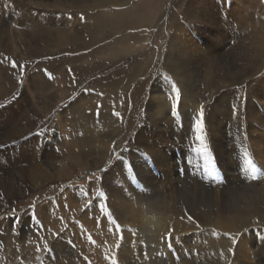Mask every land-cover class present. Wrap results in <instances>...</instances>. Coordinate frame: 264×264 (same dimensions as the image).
<instances>
[{"label": "rangeland", "instance_id": "1", "mask_svg": "<svg viewBox=\"0 0 264 264\" xmlns=\"http://www.w3.org/2000/svg\"><path fill=\"white\" fill-rule=\"evenodd\" d=\"M4 2L0 0V227H5L0 233V264H33L44 258L50 264L60 261L64 264H112V256L118 258L116 264H202L197 250L204 248L203 242L208 236L210 239L219 238L232 252L241 246L264 249V218L257 215L242 217L239 228H233L224 227L219 222L221 218L210 214L208 223L203 222L201 229L196 228L197 224L190 225L188 233L193 235L189 242L179 238L169 248V240L159 242L168 233L164 228L159 227L161 233L157 241L149 237L152 232L147 228L144 217L152 216H141L139 213L143 210H121L122 206L115 202L116 190H121L123 184L128 186L126 192L147 196L150 202L164 192L162 201L166 203L168 200L165 205L174 208L166 217L174 219L177 209L180 210L182 203L189 200L198 203L208 197L211 207L216 205L217 195L221 192L228 201L239 194L245 197L249 190L242 185L252 189L257 187L264 192V0H9V8L3 6ZM46 32L53 34L52 40ZM30 33H34L36 38L30 39ZM257 33L259 36L254 37ZM197 49L207 60L190 57L197 53ZM174 53L186 55V61L190 63L193 60L201 72L189 66V71L193 72L189 80L193 86L190 92L194 95L189 104L202 101L205 111L212 113L211 117L214 114L220 118L221 128L208 134L210 127L205 125L201 134L203 140L197 139L198 133L193 138L182 139L177 145L171 139L168 151L162 149V152L176 173L172 183L166 185L165 182L160 183V180L164 181L165 174L158 162L160 155L144 149L141 143L144 128L149 124L154 126L152 119H146L153 86L162 87L166 74L174 81L176 79L165 60L166 55ZM217 57L230 60V69H238L233 76V84L214 88L215 81H205L204 73L211 71L206 63H214ZM161 66L165 75L160 73ZM21 71L23 76L18 79ZM159 74L162 78L158 77ZM160 90H156L163 101L160 110L166 114L159 115V126L163 129L176 127L181 133L187 131L189 121L179 120L181 112L175 116L171 113L169 90ZM191 112L186 117L191 118ZM194 117L192 115V119ZM18 123L25 132L7 138L8 131L9 134L17 132ZM206 135L208 138L204 137ZM113 151L122 153L119 160ZM144 153L149 158H145ZM102 155L105 161L95 163L96 158L103 159ZM110 157L112 165L108 164ZM249 160L253 165L247 163ZM91 165L94 167H89ZM34 166L41 168L37 169V172H42L41 177L36 178L40 186L24 178L19 182L21 195L8 191L10 187L7 185L15 181L14 177L20 171L24 175ZM93 172L101 179L91 181ZM113 173L126 175L128 182L115 180L110 176ZM98 188L104 191V197L95 196ZM100 203L108 206L122 229L137 231L135 234L123 232L126 239L119 248L118 234L107 217L101 214ZM85 204L89 205L87 209ZM32 205L34 207L30 208ZM151 210V206L145 207V212ZM33 213L40 225L32 218ZM10 217L14 221L7 224ZM217 224L220 225L218 229ZM18 225H23L24 231L16 236L18 248L11 250L6 235L14 236V232L18 235L15 231ZM204 227L208 228L204 230ZM213 231L217 232L215 237ZM232 235L236 236L235 244ZM45 242L49 251L44 250ZM258 258L250 257L257 264H264V258L260 257V261Z\"/></svg>", "mask_w": 264, "mask_h": 264}, {"label": "bare ground", "instance_id": "2", "mask_svg": "<svg viewBox=\"0 0 264 264\" xmlns=\"http://www.w3.org/2000/svg\"><path fill=\"white\" fill-rule=\"evenodd\" d=\"M47 1V0H44ZM116 1V0H115ZM144 1V0H143ZM40 2V1H39ZM150 2V1H149ZM147 2V3H149ZM37 3V2H36ZM157 3V2H156ZM193 3V2H192ZM39 4V3H38ZM111 4H116V3H111ZM200 4V3H199ZM262 5V4H261ZM150 6V5H149ZM22 8V7H21ZM170 8V7H169ZM199 8V7H198ZM202 8V7H201ZM206 8V7H205ZM124 10V9H123ZM195 10V9H194ZM264 10V9H263ZM259 11V10H258ZM192 12V11H191ZM203 13V12H202ZM261 13V12H260ZM202 16V15H201ZM262 17V15H260ZM213 17V16H212ZM204 18V17H203ZM243 18V17H242ZM264 18V17H263ZM205 19V18H204ZM50 20V19H49ZM140 20V19H139ZM145 20V19H144ZM193 20V19H192ZM216 21V20H215ZM17 22V21H16ZM200 23V22H199ZM196 24V23H195ZM201 24V23H200ZM210 24V23H209ZM214 24V23H213ZM219 24V23H218ZM14 26V25H13ZM12 26V27H13ZM190 26V25H189ZM192 26V25H191ZM190 26V27H191ZM19 27V26H18ZM17 28V27H16ZM32 28V27H31ZM200 28V27H198ZM210 28V27H209ZM195 29V28H194ZM197 29V28H196ZM204 29V28H203ZM17 30V29H16ZM235 30V29H233ZM2 31V30H1ZM193 31V30H192ZM195 31V30H194ZM197 31V30H196ZM212 31V30H211ZM41 32V31H40ZM181 32V31H180ZM29 33V32H28ZM47 33V32H46ZM196 33V32H195ZM202 33V32H201ZM249 33V32H248ZM256 33V32H254ZM200 34V33H199ZM204 34V33H203ZM264 34V32H263ZM30 39H35V35L34 33H30ZM53 35V34H52ZM52 35L50 33H47V37L52 40ZM257 34L254 35L257 36ZM64 36V35H63ZM253 36V34L251 35ZM259 36V35H258ZM46 37V38H47ZM57 37V36H56ZM209 37V36H208ZM169 38V37H168ZM180 38V37H179ZM221 38V37H220ZM246 38V37H245ZM248 38V37H247ZM1 39V38H0ZM173 39V38H172ZM218 39V38H217ZM260 39V38H259ZM264 39V38H263ZM262 39V40H263ZM55 40V39H54ZM175 40V39H174ZM213 40V38H211V41ZM216 40V39H215ZM245 40V39H244ZM49 41V40H48ZM238 41V40H237ZM264 41V40H263ZM66 42V41H65ZM77 42V41H76ZM87 42V41H86ZM168 42V41H167ZM170 42V41H169ZM182 42V41H181ZM196 42V41H195ZM248 42V41H247ZM254 42V40H253ZM258 42V41H257ZM262 42V41H261ZM49 43H52L51 41H49ZM57 43V41H56ZM70 43V42H69ZM209 43V42H208ZM46 44V43H45ZM48 44V43H47ZM88 44V43H87ZM168 44V43H167ZM183 44V43H182ZM245 44V43H244ZM252 44V43H251ZM250 44V45H251ZM263 44V43H261ZM36 45V44H35ZM54 45V44H53ZM56 45V44H55ZM63 45V44H62ZM86 45V43H85ZM171 45V44H170ZM185 45V44H184ZM257 44L255 43V46ZM50 46V45H48ZM239 46V45H238ZM248 46V45H247ZM261 46V45H260ZM29 47V46H28ZM207 47V46H206ZM209 47V46H208ZM218 47V46H217ZM236 47V46H235ZM43 48V47H42ZM170 48V46H169ZM195 48H197L195 46ZM199 48V47H198ZM220 48V47H219ZM228 48V47H227ZM50 49V48H49ZM171 49V48H170ZM182 49V48H181ZM235 49V48H234ZM240 49V48H239ZM52 50V48H51ZM55 50V49H54ZM185 50V49H184ZM205 50V49H204ZM156 51V50H155ZM188 51V50H187ZM186 51V52H187ZM193 51V50H191ZM208 51V50H207ZM217 51V50H216ZM221 51V50H220ZM219 51V52H220ZM237 51V50H236ZM254 51V50H253ZM162 52V51H161ZM206 52V51H205ZM238 52V51H237ZM242 52V51H241ZM91 53V52H90ZM179 53V52H178ZM178 53H174L171 55H166V66L170 69V72L172 71L173 74L175 75V82L177 83V86L180 88L181 90V103L178 107V112H181L180 115L177 113V115H179V120L182 119H187L189 121V127L190 128H186L187 131L181 133V131H178L176 127H170L168 126L167 128L163 129L161 126H159V115H162L165 113V111H161L160 108H163V101H161V97L158 94V92L156 93V90H160L164 92V89L166 88L167 90H169L170 85L169 83L164 81V83H162V87L161 86H153V94L151 93L149 95L148 98V105H147V118L146 119H152L150 120L151 123H154L152 125H147L144 128L145 134L143 135V141H142V145L144 147V149H147L148 151H153V154L155 155H160V163L159 166L161 165L164 168L165 174L163 176L164 181L160 180V183H164L166 185H170L173 181V175H175L176 172H174L171 168V162L169 160V158L166 157V154L164 155L162 152V149H166L168 151L169 148V144L171 143V139L173 138L175 141L174 143H176V145L178 143H180V141L182 139L185 138H193L194 135H196V131L195 128L193 126V119H192V115L196 116V112L199 110L200 105L202 104V101H195L191 104H189V101H193V94L192 92H190L193 89V86H191V83L189 82V80L192 78L191 74H193V72L189 71V66H191V68H194L196 71H199V67L195 66V64L193 63V60L188 63V61H186V55L185 57L182 55H179ZM215 53V52H214ZM246 53V52H245ZM160 54V53H159ZM184 54V53H183ZM242 54V53H241ZM203 53H201L198 49H197V53L195 55H191L190 57L197 58L200 61H205L207 60V58ZM253 55V54H252ZM251 55V56H252ZM151 56V55H150ZM235 56V55H234ZM249 56V55H248ZM236 57V56H235ZM250 57V56H249ZM264 57V56H263ZM215 58V57H214ZM253 58V57H252ZM156 59V58H155ZM161 59V58H160ZM249 59V58H248ZM147 61V60H146ZM151 61V60H150ZM176 61H179L178 63H176ZM243 61V60H242ZM249 61V60H248ZM247 61V62H248ZM251 61V60H250ZM263 61V60H262ZM60 62V61H59ZM181 62V64H179ZM151 63V62H149ZM234 63V62H233ZM250 63V62H249ZM248 63V64H249ZM153 64V63H152ZM238 64V63H236ZM232 65V62L229 60H227L226 58L223 59L222 57H217L216 61H214V63L209 64L208 62L206 63V67L211 69V71H207L206 73H204V79L205 81H207V83L210 81H215L217 84L213 85L214 88H221L222 86H227L229 84H233L235 81L233 79V76L237 74L238 69L237 70H233L230 69V66ZM73 66V65H72ZM242 66V65H241ZM248 66V65H247ZM147 67V66H146ZM233 67V66H232ZM151 68V67H150ZM153 68V67H152ZM156 68V67H155ZM158 68V67H157ZM239 68V67H238ZM69 69V68H68ZM79 69V68H78ZM209 69V70H210ZM242 69V68H241ZM252 69V68H251ZM77 70V69H76ZM81 72V71H80ZM158 72V71H157ZM146 73V72H145ZM160 73L161 75L165 73V69L161 66L160 68ZM201 73V72H200ZM135 74V73H134ZM82 75V74H81ZM136 75V74H135ZM150 75V74H149ZM161 75L159 74L158 77H161ZM165 75V74H164ZM167 75V74H166ZM80 76V75H79ZM203 76V75H202ZM249 76V75H248ZM200 77V75H199ZM129 78V77H128ZM152 78V77H151ZM162 78V77H161ZM247 78V77H246ZM165 79V78H163ZM135 80V79H134ZM242 80V79H241ZM14 81V80H13ZM133 81V80H132ZM137 81V80H136ZM158 81V80H157ZM263 81V80H262ZM134 82V81H133ZM138 82V81H137ZM201 83V82H200ZM205 83V82H204ZM130 84V83H129ZM136 84V83H135ZM263 84V83H262ZM164 85V87H163ZM205 85V84H204ZM211 85V84H210ZM264 85V84H263ZM111 87V86H110ZM151 87V86H150ZM263 87V86H262ZM75 88V87H74ZM137 88V87H136ZM152 88V87H151ZM205 88V87H204ZM76 89V88H75ZM97 89V88H95ZM208 88H206L207 90ZM120 90V89H119ZM122 90V89H121ZM145 90V89H144ZM216 90V89H215ZM74 91V90H73ZM111 91V90H110ZM125 91V90H123ZM63 92V90H62ZM91 92V91H90ZM98 92V91H97ZM96 92V93H97ZM207 93V92H206ZM198 94V93H197ZM209 94V93H208ZM240 94V93H239ZM134 95V94H133ZM211 95V94H210ZM234 95V94H233ZM241 95V94H240ZM59 96V95H58ZM68 96V95H67ZM95 96V95H94ZM167 96V95H166ZM89 97V96H88ZM257 97V96H256ZM22 98V97H21ZM60 98V97H58ZM73 98V97H72ZM90 98V97H89ZM95 98V97H93ZM103 98V97H102ZM211 98V97H210ZM258 98V97H257ZM25 99V98H24ZM53 99V98H52ZM88 99V98H87ZM165 99V98H164ZM230 99V98H229ZM58 100V99H56ZM55 100V101H56ZM80 102L82 99H79ZM100 100V99H99ZM112 100V99H111ZM183 100V101H182ZM222 100V99H221ZM37 101V100H36ZM54 101V102H55ZM59 101V100H58ZM57 101V102H58ZM97 101V100H96ZM125 101V100H124ZM263 101V99H262ZM84 102V101H83ZM98 102V101H97ZM112 102V101H111ZM122 102V101H121ZM74 103V102H73ZM99 103V102H98ZM123 103V102H122ZM195 103H198L195 104ZM226 103V102H225ZM16 104V103H15ZM49 104V103H48ZM113 104V103H112ZM117 104V103H116ZM168 104H170V101L168 100ZM185 104V105H184ZM258 104V103H257ZM44 105V104H43ZM42 105V106H43ZM91 105V104H90ZM126 105V104H125ZM213 105V104H212ZM92 106V105H91ZM107 106V105H105ZM112 106V105H111ZM110 106V108H111ZM114 106V104H113ZM112 106V107H113ZM186 106V107H185ZM79 107V106H78ZM95 107V106H94ZM97 107V106H96ZM128 107V106H127ZM74 108V107H73ZM83 108V107H82ZM81 108V109H82ZM235 108V107H234ZM43 109V108H42ZM46 109V108H45ZM109 109V108H108ZM118 109V108H117ZM130 109V108H129ZM166 109V108H164ZM207 110V109H206ZM210 110V109H209ZM227 110V109H226ZM242 110V109H241ZM116 111V110H115ZM145 111V110H144ZM193 112V114L191 115V118L186 117V114H190V112ZM211 111V110H210ZM247 111V110H246ZM253 111V110H252ZM40 112V111H39ZM111 112V111H110ZM117 112V111H116ZM115 112V113H116ZM191 112V113H192ZM91 113V110H90ZM93 113V112H92ZM168 113V112H167ZM170 113V112H169ZM185 113V115H181ZM208 113V114H207ZM214 113V112H213ZM221 114L223 113V110L221 109ZM89 114V113H88ZM87 114V115H88ZM166 114V113H165ZM219 114V113H218ZM237 114V113H236ZM245 114V113H244ZM252 114V113H251ZM258 114V113H257ZM263 114V113H262ZM103 115V114H102ZM171 115V113H170ZM212 113L205 111V125L209 126L210 128H208V134H210L209 132L211 130L214 131H219L221 128V125L218 122V119L220 120V118L217 117V115H214L211 117ZM229 115H231V113H229ZM80 116V115H79ZM114 116V115H113ZM182 116V117H181ZM222 116V115H221ZM90 117H92L90 115ZM96 117V116H95ZM105 117V116H103ZM117 117V116H116ZM120 117V116H119ZM223 118V117H222ZM255 118V117H254ZM84 119V118H83ZM93 119V118H92ZM97 119V118H96ZM95 119V120H96ZM164 119V118H163ZM79 120V119H78ZM94 120V119H93ZM108 120V118H107ZM114 120V119H113ZM259 120V119H258ZM263 120V119H262ZM82 121V120H81ZM165 121V120H164ZM227 121V120H226ZM235 121V120H234ZM250 121V120H249ZM257 121V120H256ZM16 122V121H14ZM84 122V121H83ZM186 122V121H185ZM79 123V122H78ZM88 123V122H87ZM102 123V122H101ZM106 123V122H105ZM117 123V122H116ZM146 123V122H145ZM170 123V122H168ZM246 123V122H245ZM14 124V123H12ZM76 124V123H75ZM94 124V123H92ZM171 124V123H170ZM224 124V123H223ZM236 124V122H235ZM20 123L17 124V132H13L12 134H9V131L7 132L8 137H10V135H20L22 133H24V129L19 126ZM80 125V124H79ZM82 125V124H81ZM96 125V124H95ZM101 125V124H100ZM245 125V124H244ZM243 125V126H244ZM116 126V125H115ZM225 126V125H224ZM263 126V125H262ZM74 127V126H73ZM93 127V126H91ZM100 127V126H99ZM114 127V125H113ZM119 127V125H118ZM193 127V129H192ZM255 127V126H254ZM29 128V127H28ZM78 128V127H77ZM129 128V127H128ZM206 128V127H205ZM226 128V126H225ZM251 128V127H250ZM82 129V128H81ZM185 129V127H184ZM248 129V128H247ZM260 129H262L260 127ZM109 130V129H108ZM114 130V129H113ZM112 130V131H113ZM123 130V129H122ZM137 130V129H136ZM2 131V130H1ZM110 131V130H109ZM3 132V131H2ZM5 132V131H4ZM96 132V131H95ZM240 132V131H239ZM141 133V132H140ZM2 134V133H1ZM89 134V133H88ZM112 134V133H111ZM110 134V135H111ZM198 135V134H197ZM82 136V135H81ZM228 136V135H227ZM244 136V135H243ZM263 136V135H262ZM19 137V136H18ZM205 138H208V135L204 136ZM246 137V136H245ZM256 137V136H255ZM88 138V137H87ZM135 138V137H134ZM11 139V138H10ZM93 139V138H92ZM112 139V138H111ZM256 139V138H255ZM82 140V139H81ZM91 140V139H90ZM108 140V139H107ZM207 141V139H205ZM220 140V139H219ZM248 140V139H247ZM109 141V140H108ZM141 141V140H140ZM2 142V141H1ZM94 142V141H93ZM96 142V141H95ZM98 143V142H97ZM108 143V142H107ZM264 143V142H263ZM10 144V143H9ZM92 144V143H91ZM100 144V143H99ZM114 144V143H113ZM140 144V143H139ZM212 144V143H211ZM225 144V143H224ZM31 145V144H30ZM80 145V144H79ZM90 145V144H89ZM104 145V144H103ZM227 145V144H226ZM98 146V145H97ZM101 146V144H100ZM131 146V145H130ZM141 146V145H140ZM77 147V146H76ZM110 147V146H109ZM226 147V146H225ZM257 147V146H256ZM2 149V148H1ZM11 149V148H10ZM98 150L99 147L97 148ZM109 149V148H108ZM127 149V148H126ZM176 149V148H175ZM226 149V148H225ZM7 150V149H6ZM86 150V149H84ZM110 150V149H109ZM224 150V149H223ZM32 151V150H31ZM104 151V150H103ZM1 152V151H0ZM13 152V151H12ZM34 152V151H33ZM37 152V151H36ZM107 152V151H106ZM131 152V151H130ZM147 152V151H146ZM220 152V151H219ZM232 152V151H231ZM5 153V152H4ZM73 154V152H71ZM77 153V152H75ZM166 153V152H164ZM37 154V153H36ZM71 154V155H72ZM94 154V153H93ZM97 154V152H96ZM224 154V153H223ZM260 154V153H259ZM53 155V153L51 154ZM175 155V154H174ZM228 155V154H227ZM261 155V154H260ZM49 156V155H48ZM82 156V154H81ZM85 156V155H84ZM88 156V155H87ZM98 156V155H97ZM96 156V157H97ZM100 156V154H99ZM103 156V155H102ZM109 156V155H108ZM137 156V155H136ZM170 156V155H169ZM259 156V155H258ZM8 157V156H7ZM56 157V156H55ZM72 157V156H71ZM89 157V156H88ZM94 157V156H93ZM261 157V156H260ZM33 158V157H32ZM171 158V157H170ZM77 159V158H75ZM84 159V158H82ZM95 159V158H94ZM97 160L95 161V163L98 161L99 163H102L103 161H105V158L103 156V159L99 157L96 158ZM228 159V158H227ZM262 159V158H261ZM2 160V159H1ZM78 160V159H77ZM76 160V161H77ZM89 160V159H88ZM231 160V159H230ZM58 161V160H57ZM40 162V161H39ZM54 163V161H51ZM82 162V161H81ZM85 162V161H84ZM5 163V162H4ZM56 163V162H55ZM79 163V162H78ZM93 163V164H95ZM98 163V164H99ZM17 164V163H16ZM44 164V163H43ZM81 164V163H80ZM84 164V163H83ZM155 164V163H154ZM11 165V164H10ZM23 165V164H22ZM38 165V164H36ZM229 165V164H228ZM21 166V165H20ZM83 166V165H82ZM130 166V165H129ZM143 166V165H142ZM16 167V166H15ZM61 167V166H60ZM89 167H94V165H91ZM137 167V166H136ZM20 168V167H19ZM66 168V167H65ZM73 168V167H72ZM75 168V167H74ZM85 168V167H83ZM88 169V167H86ZM37 169H41L40 167H32L31 169L25 171L24 175L22 173V171H20V173H18L17 177L15 176V181L11 182L10 185H7L10 187V189L8 191L11 190L12 193H16L15 195H21L22 194V190L20 189L19 186V182L21 180H23L24 178L27 179L29 182L33 183V185L35 186H40V184H38V182H36V178L39 176V178L41 177L42 172H37ZM43 169V168H42ZM64 169V168H63ZM52 170V169H51ZM69 170V169H68ZM72 170V169H71ZM70 170V171H71ZM76 170V169H75ZM177 170V169H176ZM61 171V170H60ZM59 171V172H60ZM67 171V169H66ZM69 171V172H70ZM82 171V170H81ZM115 171V170H113ZM123 171V170H122ZM27 172V173H26ZM68 172V173H69ZM72 172V171H71ZM74 172V171H73ZM80 172V171H79ZM121 172V171H119ZM143 172V171H142ZM159 172V171H158ZM64 173V171L62 172ZM67 172H65L66 174ZM123 173V172H122ZM122 173H119L117 175V173H113V175L110 174V176H112L115 180L120 179V182H128L127 178L125 177L126 175H123ZM49 174V173H48ZM64 175V174H63ZM68 175V174H67ZM74 175V174H73ZM70 178V175H68ZM161 176V175H160ZM56 177V176H55ZM13 178V179H14ZM18 178V179H17ZM38 179V178H37ZM112 179V178H111ZM58 181V180H56ZM41 182V181H40ZM45 182V181H44ZM158 182V181H157ZM47 183V182H46ZM91 183V182H90ZM148 183V182H147ZM151 183V182H150ZM235 183V182H234ZM256 183V182H255ZM45 184V183H44ZM111 184V183H110ZM198 184V183H197ZM215 184V183H214ZM212 184V185H214ZM196 185V184H195ZM207 185V184H206ZM239 185V184H238ZM263 185V184H262ZM44 186V185H43ZM115 186V185H114ZM120 189L121 190H116V197H115V202L118 203L119 205L122 206L121 210H125L127 211L129 210H137V211H142L141 216H152V218L149 217H144V221L145 224L147 225V228L149 229L150 232H152L150 234V238L152 239V241H157V239H160L159 237H157L160 233H161V228H164L166 232L169 233V231L171 232V239L169 240V242L172 245H175L177 239L179 238H183L184 240H187L189 242V237L193 234H189V227L194 226V224L199 223L200 227H203V225L205 223H208L209 221V215L212 214L211 216L214 217L216 216L217 218H221L219 222H221V225H225V226H234L233 228H239L238 223L241 221L242 217H245L246 215H252V216H259V217H263L264 218V192H261L258 190L257 187H254L252 189L251 186H244L247 190H249L248 193H246L245 197H240L241 194L236 195V197H231V201H228V199H225L226 196L223 194V192L219 193L217 196V202L216 205L214 206H209V203L207 202V198L202 199L200 202H194L192 200H189V202H185V204L182 203V206H180V210L177 209V216L176 218H167L166 214L168 216V213L170 214L172 212V210L174 211V208L165 205L167 202H163L162 197L164 198V192L163 195L162 193H160L153 201L150 202V200H147L146 197L142 196V195H138L135 192H129L127 190L126 192V188H128L127 184H123ZM146 186V185H145ZM198 186V185H197ZM237 186V184H236ZM29 187V186H28ZM110 187V186H109ZM120 187V186H119ZM148 187V186H147ZM164 187V186H163ZM231 187V186H230ZM235 187V185H234ZM3 188V187H2ZM5 188V187H4ZM54 188V187H53ZM132 188V187H131ZM157 188V187H156ZM214 188V187H213ZM226 188V187H225ZM110 189V188H109ZM115 189V188H114ZM117 189V188H116ZM160 189V188H159ZM30 190V189H29ZM111 190V189H110ZM217 190V189H216ZM234 190V189H233ZM257 190L259 191V193H256ZM76 191V190H75ZM113 190H111L112 192ZM124 191V192H123ZM190 191V190H189ZM218 191V190H217ZM216 191V192H217ZM129 192V195H128ZM159 192V191H158ZM167 192V191H166ZM187 192V191H186ZM6 193V192H5ZM114 193V192H112ZM139 193V192H138ZM180 193V192H179ZM198 193V192H197ZM140 194V193H139ZM151 194V193H150ZM175 194V192H174ZM230 194V193H229ZM228 194V195H229ZM245 194V193H244ZM196 195V194H195ZM206 195V194H205ZM209 195V194H208ZM211 195V194H210ZM14 196V195H13ZM110 196V195H108ZM115 196V195H114ZM113 196V197H114ZM166 197V196H165ZM256 197H259V200H255ZM110 198V197H108ZM193 198V197H192ZM16 199V198H15ZM112 199V198H111ZM169 199V198H168ZM258 199V198H257ZM18 200V199H17ZM145 200V201H144ZM196 200V198H195ZM200 200V199H198ZM197 200V201H198ZM209 200V199H208ZM165 201V200H164ZM145 202V203H144ZM173 202V201H172ZM176 202V201H175ZM144 203V204H143ZM1 204V203H0ZM109 204V203H108ZM111 204V203H110ZM117 204V205H118ZM168 204V203H167ZM170 204V203H169ZM176 205V204H175ZM2 206V205H1ZM110 206V205H109ZM146 206H151L152 210L147 213L145 212V207ZM115 207V206H114ZM113 207V208H114ZM119 208V207H118ZM41 209V208H40ZM117 209V208H116ZM46 211V210H45ZM120 211V210H119ZM147 211V210H146ZM180 211V212H179ZM115 212V211H114ZM116 213V212H115ZM179 213V215H178ZM180 213H183L180 215ZM173 214V213H172ZM66 215V214H65ZM192 216L193 219L196 221V223H192L189 222L188 220V216ZM7 217V216H6ZM143 218V217H142ZM141 219V218H140ZM29 220V219H28ZM125 220V219H124ZM127 220V219H126ZM132 220V218H131ZM13 219L10 217L9 219L6 220L7 224H12L13 223ZM30 221V220H29ZM42 221V220H41ZM202 221V222H200ZM217 221V220H216ZM64 222V221H63ZM62 222V223H63ZM133 222V221H132ZM136 222V221H135ZM204 222V224H203ZM21 223V222H20ZM130 223V222H129ZM1 224V223H0ZM134 224V223H133ZM6 226V225H5ZM23 226V225H22ZM22 226L18 225V228L15 231H18V235L14 232V236H10V235H6V238L8 239V244H10L11 250H14L16 248H18L17 245V238L16 236H20L22 234V231H24V228ZM42 226V225H41ZM124 226V225H122ZM134 226V225H133ZM163 226V227H162ZM224 226V227H225ZM159 227H161L159 229ZM218 227H220V225L218 226L217 224V229ZM222 227V226H221ZM5 228L4 225H2L0 227V233H2V229ZM44 228V227H43ZM109 228V227H108ZM197 228V227H196ZM208 227H204L203 229H207ZM215 228V227H213ZM9 229V228H8ZM7 229V232H8ZM159 229V230H158ZM163 229V230H164ZM201 229V228H200ZM248 229V228H247ZM26 230V229H25ZM155 230V231H154ZM197 230V229H196ZM216 230V229H215ZM221 230V229H220ZM224 230V228H223ZM226 230V229H225ZM27 231V230H26ZM211 231V230H210ZM228 231V229H227ZM226 231V232H227ZM232 231V230H231ZM236 231V230H235ZM12 232V233H13ZM135 232H137L135 230ZM159 232V233H157ZM164 232V231H163ZM219 232V231H218ZM234 232V231H233ZM237 232V231H236ZM251 232V231H250ZM143 233V231H142ZM182 233V234H181ZM185 233V234H184ZM207 234V232H205ZM213 233V232H212ZM217 233V232H216ZM224 233V232H223ZM82 234V232H81ZM145 234V233H144ZM163 235V234H162ZM197 235V233H196ZM200 235V234H199ZM259 235V234H258ZM61 236V235H59ZM132 236V235H131ZM214 236V235H213ZM212 236V237H213ZM220 236V235H219ZM240 236V235H239ZM142 237V236H141ZM145 236H143L144 238ZM164 237V236H162ZM161 237V238H162ZM210 236H208V238H205L206 241L203 242L204 244V248H202V250H197L198 254H199V259H202L201 263L202 264H223L225 261L224 259L228 262V264H257L255 259L252 260L250 259V257H254L257 258L259 257V261H260V257L264 258V249L260 248V247H255V248H250L249 246H241L242 244H240V248H237L236 251L232 252L229 251V249H227L225 247V245L223 243H221L219 241V238L217 239H210ZM215 237V236H214ZM218 237V236H217ZM233 237V235L231 236ZM236 237V236H235ZM3 239V237H1ZM87 238V237H86ZM131 238V237H130ZM138 238V236L136 237ZM197 239V237H195ZM225 238L227 239V237L225 236ZM238 238V237H237ZM223 239V238H220ZM4 240V239H3ZM134 240V239H133ZM162 239H160L159 242H161ZM202 240V239H201ZM204 240V239H203ZM136 241V240H135ZM140 241V240H139ZM143 241V240H142ZM166 241V240H165ZM224 240H222L223 242ZM229 241V240H228ZM132 242V241H131ZM150 242V241H149ZM240 242V241H239ZM238 242V243H239ZM264 242V241H263ZM138 243V242H137ZM135 243V244H137ZM163 243V242H162ZM165 243V242H164ZM167 243V242H166ZM226 243V242H225ZM151 244V243H149ZM245 244V243H244ZM252 244V243H251ZM5 245V244H4ZM185 245V244H184ZM246 245V244H245ZM260 245V244H259ZM141 246V245H140ZM155 246V245H154ZM194 246V244H193ZM95 247V245H94ZM156 247V246H155ZM154 247V248H155ZM8 248V249H9ZM144 248V247H143ZM159 248V247H158ZM157 248V250H158ZM162 248V247H161ZM232 248V247H231ZM70 249V248H69ZM118 249V248H117ZM116 249V250H117ZM136 249V248H135ZM148 249V248H147ZM194 249V248H193ZM199 249V248H198ZM201 249V248H200ZM234 249V248H233ZM155 250V249H153ZM189 250V249H188ZM196 250V249H195ZM19 251V250H18ZM159 251V250H158ZM162 251V250H161ZM160 251V252H161ZM194 251V250H193ZM197 251H195L197 253ZM56 252V251H55ZM168 252V251H166ZM186 252V251H185ZM11 253V252H10ZM13 253V252H12ZM70 253V252H69ZM85 253V252H84ZM171 253V252H170ZM193 253V252H192ZM112 254V253H111ZM158 254V253H157ZM165 254V251H164ZM188 254V253H187ZM117 255V254H116ZM145 255V253H144ZM160 255V254H159ZM170 255V254H169ZM5 256V255H4ZM48 256V255H47ZM68 256V255H67ZM124 256V255H123ZM161 256V255H160ZM159 256V257H160ZM178 256V255H177ZM194 256V255H193ZM10 257V256H9ZM76 257V256H75ZM137 257V256H136ZM169 258V256H166ZM175 257V256H174ZM117 258V257H116ZM171 258V257H170ZM169 258V259H170ZM196 258V257H195ZM103 259V258H102ZM118 259V258H117ZM155 259V258H154ZM188 259V258H187ZM194 259V258H192ZM10 260V259H9ZM52 260V259H51ZM62 260V259H61ZM79 260V259H78ZM184 260V259H183ZM262 260V258H261ZM53 261V260H52ZM57 261V260H56ZM71 261V260H70ZM108 261V260H107ZM172 261V260H171ZM180 261V260H179ZM182 261V260H181ZM188 261V260H187ZM194 261V260H193ZM263 261V260H262ZM102 262V261H101ZM105 262V260H104ZM169 262V261H168ZM183 262V261H182ZM131 263V262H130ZM148 263V262H147ZM189 263V261H188ZM226 263V262H225ZM259 263V262H258ZM11 264H15V263H11ZM23 264H31L29 263H23ZM33 264H50V262L48 260L41 259L38 263H33ZM53 264V263H52ZM54 264H64L63 261L60 262H56ZM71 264H76V262L71 263ZM120 264V263H119ZM137 264V263H135ZM165 264V263H164ZM196 264V263H195ZM227 264V263H226ZM262 264V263H261Z\"/></svg>", "mask_w": 264, "mask_h": 264}, {"label": "snow or ice", "instance_id": "3", "mask_svg": "<svg viewBox=\"0 0 264 264\" xmlns=\"http://www.w3.org/2000/svg\"><path fill=\"white\" fill-rule=\"evenodd\" d=\"M5 8H9L10 7V3L9 0H5L4 5ZM14 66H15V62H14ZM46 75L50 74L47 72V70H44ZM23 76V71H21L20 77H18V79H20ZM165 79L168 81L170 88H169V95H168V99L170 101V110L173 116L177 115L178 112V107L181 103V90L180 88L177 86V83L173 80V78L171 76L166 75ZM236 109L233 108V113L235 114ZM115 115L119 116V113H115ZM193 126L196 130V132L198 133L197 135V139L203 140V136L201 135L204 131L205 128V105L201 104L199 110L196 112V116L193 118ZM115 144V142H114ZM125 150H127L125 148ZM113 155L116 156V159L119 160L120 157L122 156L121 154H116L115 151H113ZM145 158H149L147 157V154L144 153ZM113 160L111 159V157L108 160V164L112 165ZM247 163L249 165H253V161L249 160L247 161ZM255 167L253 168V171H255ZM99 171L104 172L105 169H100ZM211 174V173H210ZM255 177H253L254 179ZM101 179L100 176H97L95 172L92 173L90 180L91 181H95V180H99ZM63 187V186H62ZM85 195H87V193H85ZM105 193L104 191L100 190L99 188L96 189L95 191V196L98 198L104 197ZM93 204H95V201H92ZM34 207V205L30 206V208ZM86 209L89 207L88 204H85L84 206ZM100 212L102 215H104L105 217H107L108 221L113 225V227L115 228L116 233L118 234V239H117V247H121V245L123 244V242L125 241V236L123 235V232L128 231V232H133V234H135V230L131 229V228H124L122 229L121 226L117 223L116 219L113 217L112 212L109 211L108 206L105 203H100L98 205ZM32 218L35 220V223L37 225H40V221L38 219H35V213H33ZM188 220L189 222L192 223H196V221L193 219L192 216H188ZM197 229H200V225L197 223ZM109 231H112V229H109ZM245 231H247V229H245ZM213 235H216L217 233H215V231H213L212 233ZM53 235H55V233H53ZM224 235H229L228 233H225ZM237 236L239 235V233L236 234ZM89 239H91V237H89ZM171 239V232L169 231V233L166 234V236L162 237V240H170ZM232 242H234L233 244L236 243V238L232 237ZM69 244H71V241L69 240L68 242ZM94 243V241H93ZM74 247V245H73ZM168 247L172 248V244L168 243ZM44 250L45 251H49L50 249L48 248L47 243L45 242L44 244ZM229 251H231V249H229ZM39 259V258H38ZM111 262L112 264H116V257L112 256L111 257Z\"/></svg>", "mask_w": 264, "mask_h": 264}]
</instances>
